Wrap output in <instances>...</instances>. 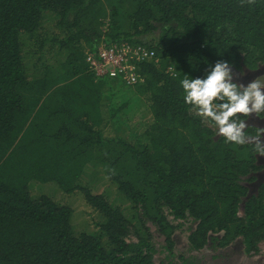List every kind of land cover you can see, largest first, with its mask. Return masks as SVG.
<instances>
[{"label":"trees","instance_id":"16d2710c","mask_svg":"<svg viewBox=\"0 0 264 264\" xmlns=\"http://www.w3.org/2000/svg\"><path fill=\"white\" fill-rule=\"evenodd\" d=\"M122 43L155 55L136 61L132 86L86 62ZM220 60L264 64V0H0V264H214L234 244L252 263L264 195L244 202L235 155L246 149L191 111L180 86ZM94 164L134 222L80 184ZM50 182L83 195L99 214L81 222L93 233L74 230L63 198L32 194Z\"/></svg>","mask_w":264,"mask_h":264},{"label":"clouds","instance_id":"9594fccd","mask_svg":"<svg viewBox=\"0 0 264 264\" xmlns=\"http://www.w3.org/2000/svg\"><path fill=\"white\" fill-rule=\"evenodd\" d=\"M256 0H240V6L254 5ZM233 67L217 61L204 78L188 75L180 80L183 100L190 110L216 129L226 143L253 145V151L264 157V128L249 134L247 120L253 114H264V82L257 78L247 85L233 82Z\"/></svg>","mask_w":264,"mask_h":264},{"label":"rangeland","instance_id":"374dc122","mask_svg":"<svg viewBox=\"0 0 264 264\" xmlns=\"http://www.w3.org/2000/svg\"><path fill=\"white\" fill-rule=\"evenodd\" d=\"M51 20L54 22L52 18ZM44 29L46 32H51L52 22L46 23L44 25ZM101 45L103 44H100L99 46ZM131 102L133 103V101ZM130 117L132 125L135 123V126L142 127L143 122H141L140 126L138 125L141 118L134 115ZM80 184L83 186H88L93 191V193L104 194L105 198L111 203V205L120 208L124 215L127 218L133 219L134 222V215L131 211L130 203L117 190L116 186L108 180L107 176L98 165L94 164V166L88 165L86 167V169L81 174ZM31 192L33 195L41 192L39 193L38 197L40 195H46L50 198L52 197L56 199L57 201H59V198H63V204L70 207L74 212V215L71 218V224H73L74 230L79 233H93L89 231L90 229H92V223H89L91 226L88 227L85 223L81 222L83 220H86L87 222L93 221V219H95L94 215L96 212L94 213L87 207L84 197L81 193L66 194L62 192L55 183L52 182L39 184V189L37 186L31 187ZM96 214L99 217V214ZM73 219L76 223H74ZM259 249L261 253L264 252V244L260 245ZM223 253H225L227 256L220 259V261H216L214 264H264V255L255 258V262L249 263L248 258L243 254L240 247L237 250L236 247L232 246L228 250H225V252ZM257 259L258 263L256 261Z\"/></svg>","mask_w":264,"mask_h":264},{"label":"built area","instance_id":"2783aa9c","mask_svg":"<svg viewBox=\"0 0 264 264\" xmlns=\"http://www.w3.org/2000/svg\"><path fill=\"white\" fill-rule=\"evenodd\" d=\"M154 56L152 50L139 44H103L87 54L86 62L96 77L121 80L132 86L141 81L136 61L151 60Z\"/></svg>","mask_w":264,"mask_h":264},{"label":"flooded vegetation","instance_id":"af4514ba","mask_svg":"<svg viewBox=\"0 0 264 264\" xmlns=\"http://www.w3.org/2000/svg\"><path fill=\"white\" fill-rule=\"evenodd\" d=\"M233 73V82L238 84L247 85L257 78H260L261 81L264 82V64L258 65V68L254 70H249L244 67L239 70L233 69ZM247 123L249 127L246 129V132L249 134H255L256 128H264V114H261L259 117L253 114L248 118ZM242 146V148H245L246 151L236 154L235 157H239L240 160H235V162H238L243 167L245 166V175L242 178V188L245 193L244 202H247L251 198L256 199L259 195H264V157L258 156V154L253 151V145L246 144ZM255 203L256 201L254 202V204ZM255 206L256 205H254V207ZM232 246L236 247L237 250L240 247V245L238 244H234ZM223 252H225V250H223L220 254H224L223 258H225V256L227 255ZM261 255H264V252L261 253L259 249V252L255 256L259 257ZM217 261H220V259H218ZM256 261L258 263V259Z\"/></svg>","mask_w":264,"mask_h":264}]
</instances>
